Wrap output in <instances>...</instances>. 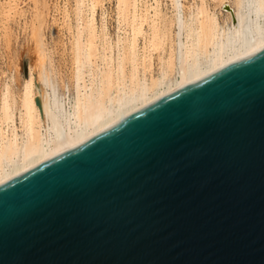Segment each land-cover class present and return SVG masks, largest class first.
Here are the masks:
<instances>
[{
    "label": "water",
    "instance_id": "water-1",
    "mask_svg": "<svg viewBox=\"0 0 264 264\" xmlns=\"http://www.w3.org/2000/svg\"><path fill=\"white\" fill-rule=\"evenodd\" d=\"M0 264H264V49L1 184Z\"/></svg>",
    "mask_w": 264,
    "mask_h": 264
},
{
    "label": "bare ground",
    "instance_id": "bare-ground-1",
    "mask_svg": "<svg viewBox=\"0 0 264 264\" xmlns=\"http://www.w3.org/2000/svg\"><path fill=\"white\" fill-rule=\"evenodd\" d=\"M211 1L213 9L207 0L188 6L183 0H170L172 14L167 15L157 0H116L113 39L105 18L100 30L96 23L103 1L75 0L76 26L69 42L72 67L66 75L47 48L43 4L33 0V13L42 14L39 19L34 14L39 23L31 31L37 67L25 64L27 75L19 94L10 85L0 89V185L160 98L264 49V0ZM18 7L14 0L8 17ZM56 8L68 18L65 8Z\"/></svg>",
    "mask_w": 264,
    "mask_h": 264
},
{
    "label": "rangeland",
    "instance_id": "rangeland-1",
    "mask_svg": "<svg viewBox=\"0 0 264 264\" xmlns=\"http://www.w3.org/2000/svg\"><path fill=\"white\" fill-rule=\"evenodd\" d=\"M13 1L0 0V89L4 88V84L10 85L17 95L23 88L25 64L28 62V64L35 68L37 67L38 60L36 58L38 54L36 40L31 31L34 28H38L37 24L39 22L36 18L39 19L42 14L38 17L36 13H33L35 12L33 0H15L19 3L18 11L15 14L13 13L14 11L11 12L13 15L8 17L7 10ZM45 1L47 3L46 5L50 6V8L48 7L49 13L43 7ZM102 1L103 8L99 6L96 10V23L100 30L102 18H105L104 23L107 26L108 33L114 39L118 26L116 0ZM147 1L149 4H154L155 0ZM157 1L164 13H167V15L172 14L170 0ZM207 1L208 6L213 9L215 4L211 0ZM183 2L188 6L199 3L200 0H183ZM41 4H43L40 6L43 15L45 14L43 18L44 21L46 20V24L43 25V32L45 33L47 48L52 54L54 64L63 73L68 75V71L72 67L69 51L70 33L76 26L74 15L75 0H41ZM56 7L61 8V10L65 8L68 18L63 17V13L57 11ZM215 10L219 11V6H215Z\"/></svg>",
    "mask_w": 264,
    "mask_h": 264
}]
</instances>
